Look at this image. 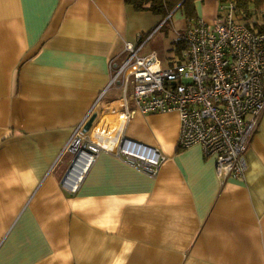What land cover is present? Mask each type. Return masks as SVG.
<instances>
[{
  "label": "crops",
  "instance_id": "1",
  "mask_svg": "<svg viewBox=\"0 0 264 264\" xmlns=\"http://www.w3.org/2000/svg\"><path fill=\"white\" fill-rule=\"evenodd\" d=\"M160 20L126 0H0V264H264V115L242 178L179 147V112H136L118 134L166 156L155 175L103 149L75 193L62 185L78 130L125 105L111 61Z\"/></svg>",
  "mask_w": 264,
  "mask_h": 264
},
{
  "label": "built area",
  "instance_id": "2",
  "mask_svg": "<svg viewBox=\"0 0 264 264\" xmlns=\"http://www.w3.org/2000/svg\"><path fill=\"white\" fill-rule=\"evenodd\" d=\"M223 8L227 14L212 23L201 16L186 20L180 35L185 44L180 63L164 65L157 49H146L160 26L141 34L137 44L126 42L121 52L125 57L120 63L111 61V85L123 90L125 105L116 116L121 117L123 127L136 112L177 111L181 117L179 147L200 144L206 156L216 157L221 178L239 179L248 168L246 152L264 115V31L256 32L237 21L233 4ZM84 125L61 154V158L71 155L61 180L70 193L78 190L103 149L151 175L166 160L156 146L123 134H114L113 139L108 132L84 133ZM79 162L80 175L76 171Z\"/></svg>",
  "mask_w": 264,
  "mask_h": 264
},
{
  "label": "trees",
  "instance_id": "3",
  "mask_svg": "<svg viewBox=\"0 0 264 264\" xmlns=\"http://www.w3.org/2000/svg\"><path fill=\"white\" fill-rule=\"evenodd\" d=\"M198 1L205 0H126V2L132 5L137 11L152 12L161 17L162 20L166 18L164 27H167L166 25L173 17V13L177 11H180L186 20L198 17ZM220 3L221 13L219 14V17L226 15L228 12V9L223 8L224 5L233 4L237 21L245 23L250 29L256 32L264 31V0H220ZM161 22L162 21H160V23ZM180 42L182 43L183 48L180 59V62H182L185 44L181 38ZM180 42H178V44L181 47ZM178 49L176 51L177 55ZM171 63L173 64V62Z\"/></svg>",
  "mask_w": 264,
  "mask_h": 264
},
{
  "label": "rangeland",
  "instance_id": "4",
  "mask_svg": "<svg viewBox=\"0 0 264 264\" xmlns=\"http://www.w3.org/2000/svg\"><path fill=\"white\" fill-rule=\"evenodd\" d=\"M207 1H209V0H207ZM212 1L218 3V12H219L220 11V5H221L220 0H212ZM205 2H206V0L205 1H198V3H197L198 14L201 17H203V18L205 17L204 12H203L204 11L203 8L205 7ZM205 13H207V12H205ZM179 19H183L184 20V17L182 16L180 11H177L176 13H173V17L170 19V22L166 25L167 27H164V23L166 21V18H164L163 21L157 26V28L160 26V29H158L156 33H153L151 35L152 38L147 43L148 46L146 47V49H156L157 48V50L160 53V55L165 60H167V56H165L166 51H165V49L163 47V43H164L165 37L167 36L166 32H172V35L175 34L174 40H172V45L174 44V49L170 50L171 49V47H170L169 48V52H171L172 57H174L173 59H171V62H173V64H177V63L180 62L181 52H182V49H183L182 48V43L180 42V38H181L180 34L184 31V29H183V31L180 30V29H178V30L175 29L176 27L178 28V27H181V25H182L181 21H183V20H179ZM161 20H162V18H161ZM209 23H211V22H209ZM157 28H154V29L156 30ZM178 42H180L181 47L178 44ZM153 47H155V48H153ZM177 49H178V55H177V52H176ZM169 64H170L169 62L168 63L164 62V65H169ZM69 157L71 158V155H69Z\"/></svg>",
  "mask_w": 264,
  "mask_h": 264
},
{
  "label": "bare ground",
  "instance_id": "5",
  "mask_svg": "<svg viewBox=\"0 0 264 264\" xmlns=\"http://www.w3.org/2000/svg\"><path fill=\"white\" fill-rule=\"evenodd\" d=\"M105 115H107V117H105V116H103V117H105V119L103 118V120L100 122V124H99V127H98V129H102V131H104L105 132V130L106 129H109V128H107L106 126H112L111 127V131L110 132H108V133H110L111 135H114V134H118V132L120 131V129H121V126H122V123H123V121H122V119H121V117H117L116 118V121H114L113 120V122H112V120H111V118H112V116H113V113L112 112H107V114H105ZM104 129H103V128ZM99 131V130H98ZM104 135V134H103ZM116 135H114V136H110V137H115ZM109 136H107V138H108ZM114 139V138H113ZM105 144L106 145H109L110 144V141H109V139H106L105 140ZM113 146V145H112ZM81 162H84V156L81 158ZM81 162H79V165L78 166H76V171L78 172V174L80 175L82 172H83V168H82V166H80V164H81Z\"/></svg>",
  "mask_w": 264,
  "mask_h": 264
},
{
  "label": "water",
  "instance_id": "6",
  "mask_svg": "<svg viewBox=\"0 0 264 264\" xmlns=\"http://www.w3.org/2000/svg\"><path fill=\"white\" fill-rule=\"evenodd\" d=\"M97 117H98V114H97V113H94V114H93V115L87 120V122L85 123L84 128H83V132H84V133H87V132H89V131L92 129L93 124H94L95 120L97 119Z\"/></svg>",
  "mask_w": 264,
  "mask_h": 264
}]
</instances>
